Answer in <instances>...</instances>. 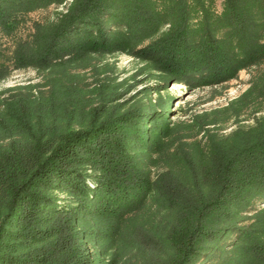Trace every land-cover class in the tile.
Wrapping results in <instances>:
<instances>
[{"label": "trees", "instance_id": "16d2710c", "mask_svg": "<svg viewBox=\"0 0 264 264\" xmlns=\"http://www.w3.org/2000/svg\"><path fill=\"white\" fill-rule=\"evenodd\" d=\"M53 1L0 0V32ZM118 50L168 80L220 83L264 61V0H223L220 12L206 0H71L37 24L11 61L48 71V90L0 98V264H124L133 249L127 264H264V117L209 134L198 153L157 154L177 131L166 99L118 101L102 82L92 103L64 80L69 64ZM10 70L0 62V81ZM150 194L166 211L156 230L136 221Z\"/></svg>", "mask_w": 264, "mask_h": 264}, {"label": "rangeland", "instance_id": "374dc122", "mask_svg": "<svg viewBox=\"0 0 264 264\" xmlns=\"http://www.w3.org/2000/svg\"><path fill=\"white\" fill-rule=\"evenodd\" d=\"M70 1H53L27 11L19 17L17 26L11 33L0 32V62H4L11 69L7 77L0 81V98L9 94V89L17 85L32 86L33 91L48 90V71L32 66L14 68L11 56L19 42L34 38L37 24L45 26L54 23ZM206 1L210 2L212 9L220 12L223 0ZM149 40L144 39L138 45H143ZM75 64L77 67H73ZM69 65L71 66L66 67V70L70 75L66 74L64 80L68 85L71 82H78L84 88L83 95L88 97L89 101L92 100V103L98 100L97 91L93 88L102 82L115 87V92L120 94L118 101L129 99L133 102L135 99H140L145 103L150 100L152 103H157L160 98L167 100L168 111L165 122L173 125L177 131H173L167 137V143L157 154L162 152L165 156H171L178 146L184 147L190 153H198L205 150L209 134L226 137L239 127L247 129L254 126L257 120L264 117V93L259 91L264 84V61L239 69L234 77L220 83L194 86L173 79L168 80V77L161 75V72L152 68L146 60L123 50L91 53ZM57 73L60 74V71ZM195 119H198L199 125L202 122L210 123L193 127L192 122L196 121ZM157 154L155 153V156ZM159 162L158 166L151 167L152 175L156 170L165 168L164 162ZM261 206H264V202ZM137 211V223H144L153 230L159 228L161 216L166 213L151 194ZM228 240L231 239H225L223 244L230 243ZM88 245L91 251L95 249L92 243ZM138 256L136 249L128 253L123 250L118 258L127 264L128 259L129 262H133ZM216 259L215 256L214 260ZM214 260L212 258V261ZM212 261L206 260L202 264H209Z\"/></svg>", "mask_w": 264, "mask_h": 264}]
</instances>
